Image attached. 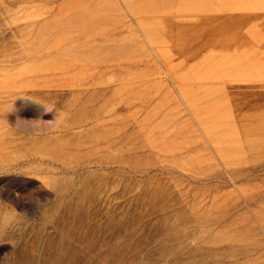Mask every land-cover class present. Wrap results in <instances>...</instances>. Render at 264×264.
I'll list each match as a JSON object with an SVG mask.
<instances>
[{"label": "rangeland", "instance_id": "1", "mask_svg": "<svg viewBox=\"0 0 264 264\" xmlns=\"http://www.w3.org/2000/svg\"><path fill=\"white\" fill-rule=\"evenodd\" d=\"M0 264H264V0H0Z\"/></svg>", "mask_w": 264, "mask_h": 264}]
</instances>
